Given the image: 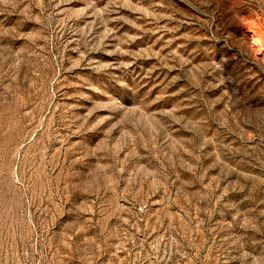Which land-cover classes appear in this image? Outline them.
Segmentation results:
<instances>
[{
	"label": "rangeland",
	"instance_id": "374dc122",
	"mask_svg": "<svg viewBox=\"0 0 264 264\" xmlns=\"http://www.w3.org/2000/svg\"><path fill=\"white\" fill-rule=\"evenodd\" d=\"M0 264H264V0H0Z\"/></svg>",
	"mask_w": 264,
	"mask_h": 264
}]
</instances>
